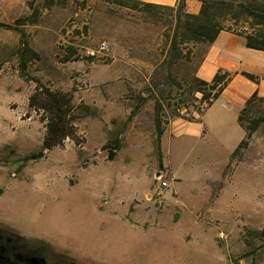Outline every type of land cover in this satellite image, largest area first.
<instances>
[{"label": "rangeland", "instance_id": "obj_1", "mask_svg": "<svg viewBox=\"0 0 264 264\" xmlns=\"http://www.w3.org/2000/svg\"><path fill=\"white\" fill-rule=\"evenodd\" d=\"M28 1L0 0V228L62 264H264V126L230 160L245 137L236 106L219 98L201 117V139L166 101L159 152L162 97L152 83L162 27L98 0L44 9L37 25L22 27L38 55L22 73V36L7 26L30 15ZM198 61H181L176 80ZM49 92L69 100L81 144L67 139L26 161L41 151Z\"/></svg>", "mask_w": 264, "mask_h": 264}, {"label": "trees", "instance_id": "obj_2", "mask_svg": "<svg viewBox=\"0 0 264 264\" xmlns=\"http://www.w3.org/2000/svg\"><path fill=\"white\" fill-rule=\"evenodd\" d=\"M87 8L91 0H29L27 2L30 15L16 21V26H7L22 36L23 48L18 52V62L22 73L27 70L28 62L38 55L25 42L22 27L37 25L42 16V10H52L56 6L65 7L70 2ZM108 9H119L135 13L144 18L145 23L162 27L163 41L161 44L164 58L155 66L153 89L162 97L155 99L154 127L157 137V148L162 151V138L165 134L164 117L165 102L173 111L174 117L183 118L193 123H203L201 117L221 97L224 90L237 74L220 69L212 81L208 82L197 77V69L204 61L209 48L216 42L221 32H229L245 38L246 47L251 50L264 52V0L245 3L235 0H198L201 9L198 14L188 11L187 0H177L175 7L146 3L141 0H98ZM40 4V5H39ZM194 46H201V53H196ZM199 58L197 67L191 77L178 82L175 78V67L184 60L191 61ZM71 58H68V60ZM241 75L255 84H259L264 77L241 72ZM171 91V92H170ZM155 92V93H156ZM198 94L201 95L198 97ZM43 109L47 113V133L41 151L25 157L26 161L38 160L47 151L62 145L70 139L80 145L75 134V126L69 122L68 104L57 94L48 93L44 99ZM198 101L199 105L194 106ZM176 102L177 104H173ZM172 103V104H170ZM33 105V104H32ZM190 107H195L199 113L196 117ZM264 97L258 91L246 101L239 112L237 122L244 129L245 137L233 151V160L250 147L252 137L264 126ZM133 114H136L133 112ZM120 140L113 141L112 149L117 151ZM110 152V158L115 153ZM260 232H252V238ZM49 254L37 252L28 246L25 239L17 238L0 228V264H62L50 261Z\"/></svg>", "mask_w": 264, "mask_h": 264}, {"label": "crops", "instance_id": "obj_3", "mask_svg": "<svg viewBox=\"0 0 264 264\" xmlns=\"http://www.w3.org/2000/svg\"><path fill=\"white\" fill-rule=\"evenodd\" d=\"M141 1L170 7H175L177 4V0ZM187 8L190 13L198 14L201 9V3L196 0H187ZM244 44L246 45L245 38L229 32H221L216 42L209 48L204 61L198 67L196 73L197 77L208 82L213 80L220 69L237 74L221 95V97H226L232 105L238 108L237 118L246 101L255 91H258L259 96L264 97V79L259 84H255L241 75V72L245 71L264 77L262 51L252 50L251 52L254 53V56H252L250 55L251 52L244 50ZM239 45L240 47H238ZM246 58H248L247 61L245 60ZM247 63L252 66L249 67ZM190 125L185 129L188 134L201 139L206 136L203 130V126H205L204 120L203 123H191ZM242 140L233 144L230 153H233Z\"/></svg>", "mask_w": 264, "mask_h": 264}, {"label": "built area", "instance_id": "obj_4", "mask_svg": "<svg viewBox=\"0 0 264 264\" xmlns=\"http://www.w3.org/2000/svg\"><path fill=\"white\" fill-rule=\"evenodd\" d=\"M167 186H168V182H166V181L161 182V188H165Z\"/></svg>", "mask_w": 264, "mask_h": 264}]
</instances>
